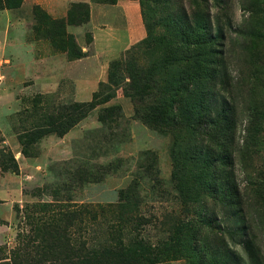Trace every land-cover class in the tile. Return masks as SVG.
I'll use <instances>...</instances> for the list:
<instances>
[{"label":"rangeland","instance_id":"obj_1","mask_svg":"<svg viewBox=\"0 0 264 264\" xmlns=\"http://www.w3.org/2000/svg\"><path fill=\"white\" fill-rule=\"evenodd\" d=\"M124 1L138 5L139 35L112 0L70 3L68 26L29 0H0L12 35L0 37V198L11 212L0 211V264H84L107 247L116 264H264V0H145L148 46L139 0ZM100 11L119 44L123 25L133 36L102 54L103 82L89 66L77 86L70 63L93 53ZM184 42L197 43L195 66L181 62ZM161 99L154 129L145 116Z\"/></svg>","mask_w":264,"mask_h":264},{"label":"crops","instance_id":"obj_2","mask_svg":"<svg viewBox=\"0 0 264 264\" xmlns=\"http://www.w3.org/2000/svg\"><path fill=\"white\" fill-rule=\"evenodd\" d=\"M27 0H25L26 2ZM30 2H33L34 4L40 6L42 9L46 10V12L54 17V18H63L66 15V12L68 10V7L70 5V3L72 2H88L89 0H29ZM117 4L114 5V13H122L125 14L130 13L132 15H134L136 17V20L134 21L135 23L132 25V27L137 26V34H140V30H141V15H140V11L138 8V5L131 2V1H124V0H117L116 2ZM101 9V7H99ZM95 8L90 6V11L92 13V11ZM101 13L104 14V19L106 20V24H100V25H96L94 22H92L91 24V29L90 32L92 34V46L94 48V51L92 54L87 55L85 54V56H83L82 58L75 60L73 62L70 63V65L72 66V71L76 70V74H77V79L75 81V85L77 84V86H79L82 83H85L87 81V70L89 66H92L96 73H99L100 71L104 70L103 68H107V65L105 64H101L100 61H104V56L102 54H104L106 52L107 53H111L112 54L116 53L114 52V49H116V47H120L123 46L124 44L127 43V40L129 37L133 36L132 32L133 30H131L130 28L127 29L128 27H124V25L122 26V30L127 31V40L124 42L122 41L121 44H119V42L121 41V38L119 37L118 33L113 34V32L115 31V26L108 24L107 20V13L106 11H100ZM8 11H5V15L3 19H1V24H2V31H0V37L2 38V41H7V39L11 38V34H10V19H8ZM113 17V16H112ZM4 26V27H3ZM126 28V29H124ZM69 29V28H68ZM80 27H74L73 31L74 32H79ZM79 34V33H78ZM119 37V38H118ZM112 39H114L113 41H111ZM77 43L79 42L78 38H76ZM79 45V44H78ZM80 48L82 49V52L86 53L87 52V47L84 45H79ZM105 49V50H104ZM97 64V65H96ZM105 65V66H104ZM74 72V71H73ZM105 74V71H104ZM96 77V75H95ZM94 77V78H95ZM104 80V76H99L98 80L96 81V84L101 81L103 82ZM93 81V80H92ZM93 82V85H96ZM92 85V86H93ZM9 190L8 189H4V195H6V197H9L8 195ZM5 205H9L6 199H1L0 198V211L2 210V207ZM6 212L4 213V211H1V215L5 216L6 219H10L11 218V212L7 209H5ZM5 214V215H4Z\"/></svg>","mask_w":264,"mask_h":264},{"label":"trees","instance_id":"obj_3","mask_svg":"<svg viewBox=\"0 0 264 264\" xmlns=\"http://www.w3.org/2000/svg\"><path fill=\"white\" fill-rule=\"evenodd\" d=\"M7 2H9V0H6ZM116 2H117V0H112V5H114V4H116ZM139 2H140V6L142 7V12H143V14H142V17L144 18V27H145V30H146V33H147V38L145 39V40H143L142 42H141V44L140 45H146V46H148L151 42H153V37H154V35H153V32H152V30H151V28L148 26V23H146L147 21H148V16L146 15V8H145V4H146V1L145 0H139ZM21 3H22V0H12V5H8V7H6V9H16V8H19L20 6H21ZM88 11H89V9H88V7H87V10H86V13L88 14ZM207 11V10H206ZM67 17H66V20H65V22H64V24H65V26H68V25H74V20H73V18H72V16H73V10H71V9H69L68 11H67ZM208 19H209V15L207 14V13H205V21H206V31H208ZM53 25L51 24L50 25V28L52 27ZM204 26H205V24H204ZM62 27L64 28V26L62 25ZM165 29H167V28H165ZM61 35V34H60ZM161 37V36H160ZM159 37V38H160ZM207 37H208V35L207 34H205V42H204V46L205 45H209L210 44V41H208V39H207ZM65 40H66V38H64ZM158 39V38H157ZM207 40V41H206ZM185 43V42H184ZM189 48H187V49H180V50H178V53H183L182 55H181V58H182V60H181V62H182V64H184V65H186V66H195L196 65V62H193V59H192V57L190 56L191 55V53H193L194 52V49H195V46H196V44L197 43H189V42H187V43H185ZM74 46V45H73ZM172 48V47H171ZM170 48V49H171ZM79 49V48H78ZM169 49V48H168ZM166 47L165 48H163V53H161V54H166L167 53V50H168ZM170 49H169V51H170ZM79 52H80V54H81V56H77L76 57V60H78V59H80V58H82L84 55L81 53V50H79ZM161 52V51H160ZM203 63H204V61H203ZM171 85L172 84H169V85H165L164 87H163V91H164V93H163V95L165 96V97H167V98H170L169 97V94H172V95H170V96H174L175 95V91L172 89V87H171ZM162 91V92H163ZM142 93H139L138 92V94L136 95L139 99H141L142 98V95H141ZM176 96V95H175ZM170 100V99H169ZM172 102V101H171ZM170 102V103H171ZM88 106L89 105H84V107H87L88 108ZM157 106H158V109L159 110H157V108H152V111H158L157 112V114H151V113H147L146 114V116H145V118H146V121L154 128V129H156V128H159V126H163V124H162V122L159 120V122L158 121H156L157 119L156 118H154V117H161V114H162V112H164V108H167V106H166V101H163L162 99L160 100V103L159 104H157ZM151 109V108H150ZM153 113H155V112H153ZM150 119V120H149ZM223 119H224V117L221 115V114H216L215 115V121H213L212 122V124L215 126V127H219L218 126V124L219 123H221L222 121H223ZM174 121L175 120H173V125H176V123L174 124ZM160 124V125H159ZM220 126H226V124L225 123H223L222 125H220ZM226 134V132H224V133H222L219 137H217L218 139L220 138L221 140H225V135ZM219 139V140H220ZM122 251H126L127 252V250H122ZM116 255H118V252L116 251V249L115 248H113V247H107V248H104V249H101V251L100 252H90L89 254H88V256L86 257V260L84 261V264H98V263H100V264H116V262H114V263H112V260L114 259L115 260V258H114V256H116ZM100 259H99V258ZM118 257H119V255H118ZM108 258H112L111 260H108ZM101 259H103L104 260V262L102 263V262H100V260ZM120 264H129V262H127V261H123V262H120Z\"/></svg>","mask_w":264,"mask_h":264}]
</instances>
